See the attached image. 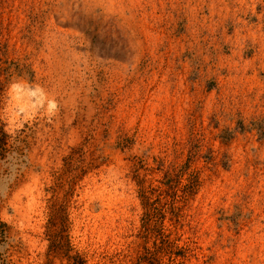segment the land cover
<instances>
[{
	"label": "rangeland",
	"instance_id": "rangeland-1",
	"mask_svg": "<svg viewBox=\"0 0 264 264\" xmlns=\"http://www.w3.org/2000/svg\"><path fill=\"white\" fill-rule=\"evenodd\" d=\"M9 61L0 264H264V0H0Z\"/></svg>",
	"mask_w": 264,
	"mask_h": 264
},
{
	"label": "trees",
	"instance_id": "trees-1",
	"mask_svg": "<svg viewBox=\"0 0 264 264\" xmlns=\"http://www.w3.org/2000/svg\"><path fill=\"white\" fill-rule=\"evenodd\" d=\"M13 65L16 66V69L18 70H22V68L19 66V64H16L14 61H9L8 62V66H3L0 64V74H10V65ZM3 82H0V94H1V91L3 89ZM8 137L9 135L6 133L5 129H4V123L1 121L0 119V158L1 157H4L6 155V152L9 150L7 145H8ZM143 258V257H142ZM144 259V258H143ZM143 259H139V262L138 264H142V260Z\"/></svg>",
	"mask_w": 264,
	"mask_h": 264
}]
</instances>
